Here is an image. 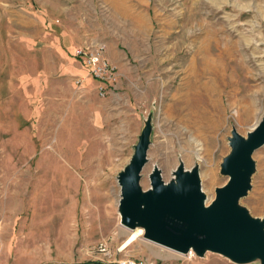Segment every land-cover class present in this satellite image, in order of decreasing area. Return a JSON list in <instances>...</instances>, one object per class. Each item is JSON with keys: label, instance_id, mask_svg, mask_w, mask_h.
I'll return each mask as SVG.
<instances>
[{"label": "rangeland", "instance_id": "rangeland-1", "mask_svg": "<svg viewBox=\"0 0 264 264\" xmlns=\"http://www.w3.org/2000/svg\"><path fill=\"white\" fill-rule=\"evenodd\" d=\"M105 2L0 0V264H236L210 251L185 257L122 225L117 176L149 126L140 187H150L154 166L169 181L181 164L197 169L212 201L228 180L232 130L245 135L264 116V0H113L120 13ZM96 4L111 28L120 20L129 66L111 99L73 71L72 49L56 38L61 7L87 25ZM203 58L212 68L201 69ZM186 93L200 99L196 127L176 111ZM252 160L238 204L264 226V144Z\"/></svg>", "mask_w": 264, "mask_h": 264}, {"label": "water", "instance_id": "water-1", "mask_svg": "<svg viewBox=\"0 0 264 264\" xmlns=\"http://www.w3.org/2000/svg\"><path fill=\"white\" fill-rule=\"evenodd\" d=\"M150 127L142 132L129 163L118 174L120 222L140 227L143 237L178 253L192 250L195 257L208 251L236 264L258 260L264 264V226L238 204L250 187L252 153L264 144V116L246 138L232 130L230 153L222 163L227 182L216 188L215 197L204 205L196 168L178 165L164 181L160 169L149 174L150 187L142 189L140 172L146 162Z\"/></svg>", "mask_w": 264, "mask_h": 264}, {"label": "crops", "instance_id": "crops-1", "mask_svg": "<svg viewBox=\"0 0 264 264\" xmlns=\"http://www.w3.org/2000/svg\"><path fill=\"white\" fill-rule=\"evenodd\" d=\"M106 0L105 3L108 4V7L113 9V11L116 13L121 12L120 4H113V0ZM93 5V4H92ZM94 13L96 16L92 20L89 19L88 24H82L80 21H77V18L74 17V15L69 14V8L61 7L63 11L64 18L61 20V22L57 26V31L59 32L58 35H56V38L59 42L60 48H67V49H73L77 45H83V44H96V43H103L105 45V54L106 58L111 62L117 65L118 70L120 72V79L117 85V89H120L123 87V84H125V76L123 75V71L126 70V68H129V66L126 67V58L127 56L124 54L123 46L119 43L118 40H116L115 34H118L120 36V20H116V30L111 28V26L108 25L109 18L108 15L105 14V9L101 5H94ZM98 13L101 14V19L97 15ZM103 15V16H102ZM106 16V18H105ZM100 19V21L98 20ZM51 24V23H50ZM114 26V25H113ZM112 31V33H111ZM72 52V50L70 51ZM75 58V57H74ZM75 60L79 63L78 66H74L75 72H78L79 74L83 76L88 75L87 69L83 67L80 62L75 58ZM82 77H79L76 79V82L82 81ZM81 83V82H80ZM93 86H95L96 90V82H94ZM117 91H114L110 93L107 97H102L103 99H111L114 98ZM97 93V90H96ZM119 93V92H118ZM98 94V93H97ZM99 96V95H98ZM100 97V96H99ZM112 101V100H111ZM121 264L116 261L111 260H94L90 259L87 261H77L76 264ZM174 264H224V262H217L212 260L211 258H201V259H192V260H185L179 263Z\"/></svg>", "mask_w": 264, "mask_h": 264}, {"label": "built area", "instance_id": "built-area-1", "mask_svg": "<svg viewBox=\"0 0 264 264\" xmlns=\"http://www.w3.org/2000/svg\"><path fill=\"white\" fill-rule=\"evenodd\" d=\"M105 49L103 43L83 44L75 46L71 52L96 82V90L100 97H106L114 92L120 79L118 67L106 58ZM180 254L188 258L194 257L192 250ZM128 264L135 263L129 261Z\"/></svg>", "mask_w": 264, "mask_h": 264}, {"label": "bare ground", "instance_id": "bare-ground-1", "mask_svg": "<svg viewBox=\"0 0 264 264\" xmlns=\"http://www.w3.org/2000/svg\"><path fill=\"white\" fill-rule=\"evenodd\" d=\"M210 35V34H209ZM215 36V35H214ZM205 38H207V37H205ZM216 39V38H215ZM204 40V39H203ZM206 40V39H205ZM214 40V39H213ZM218 42V41H217ZM205 49V48H204ZM207 50V49H206ZM205 52V50L203 51V53ZM206 57V56H205ZM193 60H195V59H192V61ZM198 64H200L201 65V69H204V70H206L207 68H212V66H213V64H212V62H211V60L210 59H206V58H203V59H201L200 60V62L198 63ZM193 67V66H192ZM193 69V72H194V70H195V68H192ZM216 71H217V69H216ZM218 72V71H217ZM196 73V77L197 76H200L201 74L200 73H198V71H196V72H194V74ZM202 75H203V73H202ZM199 80V79H198ZM182 95V94H181ZM180 95V96H181ZM177 98V97H176ZM180 99V100H179ZM178 99V103L180 104H177V106H178V108H177V110L176 111H179V115H180V119L181 120H183L185 123H186V125L188 126V127H191V126H193V127H196V126H198V124L196 123V122H194V118H193V113H192V111L194 112L195 111V109L197 108V107H200V105H199V102H200V99H199V97L198 96H196V97H193V95H190V93H186V95L185 96H182L181 98H179ZM236 100V99H235ZM195 113V112H194ZM244 114H245V118L244 119H247L248 117H249V115H250V111L249 110H245V112H244ZM196 123V124H195ZM233 130H236L235 128L233 129ZM237 131V130H236ZM250 131V130H249ZM238 132V131H237ZM239 133V132H238ZM248 133V132H247ZM247 133L245 134V135H242V134H240V135H242L244 138H246V136H247ZM159 172L161 173V176H162V170L160 169L159 170ZM172 177H173V175H172ZM163 178V177H162ZM172 179V178H171ZM200 190H201V188H200ZM201 192L203 193V191L201 190ZM203 195H204V197H203V199H202V202H203V204L204 205H207V202H206V195L203 193ZM118 202H119V199H118ZM137 231H140V232H142V230H137ZM144 232V231H143ZM138 233V232H137ZM135 234H133L130 238H129V240L122 246V249L124 248V247H126V245L131 241V240H133L134 238H135Z\"/></svg>", "mask_w": 264, "mask_h": 264}]
</instances>
